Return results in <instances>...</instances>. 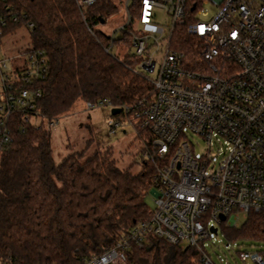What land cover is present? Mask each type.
I'll list each match as a JSON object with an SVG mask.
<instances>
[{
    "label": "built area",
    "instance_id": "built-area-1",
    "mask_svg": "<svg viewBox=\"0 0 264 264\" xmlns=\"http://www.w3.org/2000/svg\"><path fill=\"white\" fill-rule=\"evenodd\" d=\"M95 1L76 0L81 9ZM120 11L127 18L109 33L105 50L112 53L115 40L128 35L129 42L123 38L119 45L135 49L133 71L150 82L152 93L132 105L103 99L87 107H119L110 132L121 126L122 116L141 135L143 162L154 168L149 193L155 207L149 218L81 264H135L129 255L150 236L196 248L202 264H216L206 241L220 225L234 227L240 216L264 214V0H122ZM12 20L19 22L17 16ZM0 22L6 27L8 17ZM2 28L0 160L15 133L47 120L36 102L42 96L37 83L49 73L44 49L29 45L5 55ZM193 135L205 141L202 152ZM237 255L264 264L258 249H239ZM0 264L18 263L0 258Z\"/></svg>",
    "mask_w": 264,
    "mask_h": 264
},
{
    "label": "trees",
    "instance_id": "trees-1",
    "mask_svg": "<svg viewBox=\"0 0 264 264\" xmlns=\"http://www.w3.org/2000/svg\"><path fill=\"white\" fill-rule=\"evenodd\" d=\"M121 1L96 0L81 9L76 0H0V17H8L6 27L0 22L3 34L25 27L30 46L47 54L49 73L37 83L42 96L36 102L47 120L69 113L80 100L132 105L151 95L150 82L133 71L134 60L105 50L112 39L99 25L119 12ZM123 38L129 42L128 35L115 41ZM93 141L88 139V146ZM85 151L71 152L57 163L49 128L33 124L14 134L0 160V258L18 264H81L151 216L150 164L142 162V169L133 172L121 168L108 148ZM222 229L230 239L264 241V214L251 212L241 228L224 223ZM200 257L196 248L150 236L129 260L202 264Z\"/></svg>",
    "mask_w": 264,
    "mask_h": 264
},
{
    "label": "rangeland",
    "instance_id": "rangeland-1",
    "mask_svg": "<svg viewBox=\"0 0 264 264\" xmlns=\"http://www.w3.org/2000/svg\"><path fill=\"white\" fill-rule=\"evenodd\" d=\"M126 18V13L119 10L106 22L101 23L99 28L108 34L112 33L125 22ZM158 20L167 24L164 14H160ZM119 44L112 48V53L132 59L135 49L132 46ZM29 45H31L30 32L25 27L18 28L2 38V49L7 56L14 55ZM111 110L109 105L88 109L87 102L80 100L69 113L59 117L53 126L49 125L48 120L41 119L39 123L51 130L55 161L59 163L67 154L75 151L86 150L85 153L88 155L97 148L102 151L108 148L121 168H130L133 172H139L142 169L144 158V142L137 135L134 125L126 117L120 116L121 126L117 127L115 133H111L109 126V120L112 118ZM90 138L94 141L88 146ZM192 140L197 152H202L206 147L205 141L199 135H193ZM147 202L154 209L155 202L152 193L147 195ZM244 222V217L240 216L234 228H241ZM206 244L208 253L216 264H256L251 260L243 262L238 257L237 250L247 248L264 252V241L244 237H239L237 240L230 239L225 235L222 225L219 227L218 234L208 239Z\"/></svg>",
    "mask_w": 264,
    "mask_h": 264
},
{
    "label": "water",
    "instance_id": "water-1",
    "mask_svg": "<svg viewBox=\"0 0 264 264\" xmlns=\"http://www.w3.org/2000/svg\"><path fill=\"white\" fill-rule=\"evenodd\" d=\"M105 21L102 20L101 23H104ZM112 114H118L120 112V108L119 107H114L112 110ZM221 218L224 220L225 219V216L222 215ZM214 233H217V228H213L212 230Z\"/></svg>",
    "mask_w": 264,
    "mask_h": 264
}]
</instances>
